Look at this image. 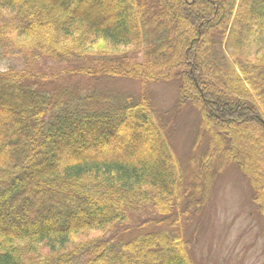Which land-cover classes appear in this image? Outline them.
Masks as SVG:
<instances>
[{"label": "trees", "instance_id": "obj_1", "mask_svg": "<svg viewBox=\"0 0 264 264\" xmlns=\"http://www.w3.org/2000/svg\"><path fill=\"white\" fill-rule=\"evenodd\" d=\"M99 40L124 50L90 51ZM15 48L25 68L0 70V264H196L178 227L228 162L264 220V0H0V60ZM83 76L175 82L197 155L183 165L175 117L146 90Z\"/></svg>", "mask_w": 264, "mask_h": 264}, {"label": "rangeland", "instance_id": "obj_2", "mask_svg": "<svg viewBox=\"0 0 264 264\" xmlns=\"http://www.w3.org/2000/svg\"><path fill=\"white\" fill-rule=\"evenodd\" d=\"M123 50H111L99 40L90 51L117 54ZM11 67L25 68L17 48L10 51L5 59L0 60V70ZM68 67V64H55L48 60L42 70L47 73L55 70L54 72L58 73L65 69L62 73L69 75L66 72ZM65 75H62L57 83L60 85L70 83L71 79ZM50 77H52L51 74ZM93 81L95 79L83 76L77 77L76 83H80L84 88L91 86L103 92H131L138 95L146 90L151 95L156 110L170 111L169 117L171 115L175 117L171 121L173 128H177L173 139L176 153L184 166L190 164V159L198 153L193 149L197 131V112L187 106L177 115V110L174 109L177 97L175 82L159 81L144 84L142 81L126 77L101 78L98 82ZM247 151L250 152V148H247ZM213 161L214 156H212L210 167L213 166ZM213 189L209 202L201 214L199 213L200 216H196L198 213H192L188 221L185 220L187 217L182 215V221L178 227L184 231L187 240H191L189 247L196 264H264V220L258 211L259 204L252 199L253 189L248 179L233 163L228 162L223 169H220ZM148 216L150 215L145 213V217ZM132 223L130 220L129 224Z\"/></svg>", "mask_w": 264, "mask_h": 264}]
</instances>
